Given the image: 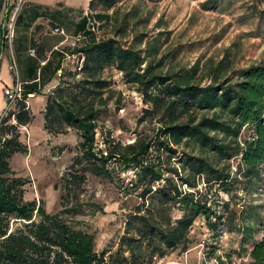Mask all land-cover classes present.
Wrapping results in <instances>:
<instances>
[{"label":"rangeland","instance_id":"rangeland-1","mask_svg":"<svg viewBox=\"0 0 264 264\" xmlns=\"http://www.w3.org/2000/svg\"><path fill=\"white\" fill-rule=\"evenodd\" d=\"M89 1L8 0L12 8L9 22H4V12L0 14V29L6 30L4 37L0 32V59L8 61L14 81L16 75L22 83L40 80L34 85L23 83L24 88L36 86L41 92L40 87L51 83L54 88L43 92L53 101L71 103L76 97L83 102L86 96L95 100V149L105 151L106 144H132L140 135L159 128V124L156 120L152 125L139 123L148 106L135 89L122 83L114 69L101 75L110 86L107 90L98 91L92 84L84 85L87 91L83 90L84 75L76 73L79 55L75 52L86 39L79 26L89 14ZM121 1L118 19L125 32L117 40L126 48L143 52L142 69L152 65L157 74L174 76L198 65L199 75L194 83L205 87L212 82L213 70L221 64V81L234 83L240 71L264 65V0ZM87 29L92 30V25ZM94 32L98 38L105 34L107 38L116 37L113 26ZM59 64L62 73L52 76ZM9 124L17 126L12 119ZM64 130L65 134H52L34 148L28 130L18 127L20 142L27 146L28 153L16 154L10 160L11 168L27 183L25 200L41 202L47 213L56 214L62 210L61 197L66 194L61 177L75 161L80 162L75 171L83 170L85 181L73 185L67 195L69 213L65 218L93 235L98 252L115 251L125 233L128 216L136 208L146 210L149 203L143 206L142 190L130 185L137 180L135 171L124 170L116 162L108 165V178L88 171L93 165L82 159L78 132L66 127ZM250 133L243 130L239 141L243 142ZM184 150L179 149L180 153ZM187 152L208 159L234 179L239 177V158L220 161L214 155H200L191 147ZM171 163L180 167L177 160ZM198 190V197L219 219L211 217L207 223L205 217H198L188 236L189 243L175 251H165L152 264H252L253 247L264 239V165L260 176L251 182L237 179L224 187H206L202 180ZM154 208H159L158 198ZM181 216L178 207L169 212L172 222Z\"/></svg>","mask_w":264,"mask_h":264},{"label":"trees","instance_id":"trees-1","mask_svg":"<svg viewBox=\"0 0 264 264\" xmlns=\"http://www.w3.org/2000/svg\"><path fill=\"white\" fill-rule=\"evenodd\" d=\"M121 3L90 0L89 14L79 26L86 39L75 52L83 61L81 71L76 73L84 75L85 92L84 85L92 84L98 91L110 87L101 78L105 70L121 73L122 83L135 89L148 106L139 123L152 125L156 120L159 128L140 135L132 144H106L105 151H96L98 112L94 110L95 100L86 96L83 102L75 97L71 103L48 97L44 129L50 135L65 134L64 127L75 129L82 159L93 165L88 171L96 176L108 178L111 162L135 171L137 180L130 185L142 190L143 206H149L146 210L136 208L128 216L125 233L115 251L98 252L93 235L65 218L69 213L67 195L73 185L85 181L83 170L75 171L80 162L75 161L61 177L66 194L61 197L60 212L49 214L41 202L25 200L27 183L16 176L10 165L16 154L28 153L27 146L20 142L18 127L28 126L33 118L20 102L12 114L17 126L9 124L12 116L0 124V264H152L165 251H175L189 243L188 236L198 217H205L207 223L211 217L219 219L198 197L199 181L203 180L206 187H224L237 179L251 182L260 176L264 165V65L240 71L234 83L221 81V64L213 70L212 82L205 87L194 83L199 75L198 65L174 76L159 75L152 65L142 69L143 52L126 48L117 40L125 32L118 19ZM2 12L8 23L12 14L8 0H0ZM89 24L92 30L87 29ZM106 26H113L116 37L96 36L94 30L104 31ZM0 32L3 37L6 35L4 28ZM60 68L59 64L52 76ZM35 87H27L31 90L25 94L38 93ZM243 130L251 133L241 142ZM190 147L200 155L217 156L220 161L239 158V177L234 179L208 159L188 153ZM180 148L184 152L180 153ZM172 160H177L180 167H173ZM157 198L159 208L155 209ZM175 207L182 216L172 222L169 212ZM250 257L252 264H264V239L254 245Z\"/></svg>","mask_w":264,"mask_h":264},{"label":"crops","instance_id":"crops-1","mask_svg":"<svg viewBox=\"0 0 264 264\" xmlns=\"http://www.w3.org/2000/svg\"><path fill=\"white\" fill-rule=\"evenodd\" d=\"M8 67V61L5 59H0V118L3 114L4 109L6 108V98L4 97L3 90L5 88L11 87L14 84V79L12 78ZM39 81L40 80L36 78L31 81L24 80L23 83L26 84L27 82H30L32 83L31 85H34ZM31 85L27 87H30ZM53 88L54 87L51 86V83H49L48 85L44 84L42 87H40L41 92H38L39 90L36 89L38 93H35L34 97L28 100L27 110L33 119L28 126H25V129L28 130L30 134L31 142L34 145V148L39 147V144L41 142L48 141L50 139V134H48L44 129V112L46 110L48 97L44 96L43 91H47L49 93ZM24 89L26 92L31 90V88Z\"/></svg>","mask_w":264,"mask_h":264},{"label":"built area","instance_id":"built-area-1","mask_svg":"<svg viewBox=\"0 0 264 264\" xmlns=\"http://www.w3.org/2000/svg\"><path fill=\"white\" fill-rule=\"evenodd\" d=\"M56 32L62 33L59 30H56ZM32 55H34V51H32ZM73 59H75V57H73ZM45 64L46 63H44L43 65ZM76 65V70L80 72L83 66L82 59H77ZM10 69L14 70L12 67ZM62 71L63 70L61 67L57 71V74L60 75ZM117 75L120 79H122L121 73H117ZM3 94L6 98V108L4 109L3 114L0 118V124L3 119L8 118L9 116H12V120L14 121V116L12 114L16 111V105L20 102H23L28 108V100L34 97V94H25L24 84L19 80L18 75H16L15 77L14 84L11 87L5 88L3 90Z\"/></svg>","mask_w":264,"mask_h":264},{"label":"bare ground","instance_id":"bare-ground-1","mask_svg":"<svg viewBox=\"0 0 264 264\" xmlns=\"http://www.w3.org/2000/svg\"><path fill=\"white\" fill-rule=\"evenodd\" d=\"M31 156H32V154H31ZM35 159V158H34ZM38 159V158H37ZM38 161H39V159H38ZM38 163V162H37ZM32 169V168H31ZM34 172V171H33Z\"/></svg>","mask_w":264,"mask_h":264}]
</instances>
